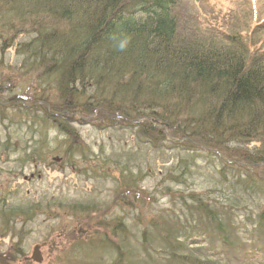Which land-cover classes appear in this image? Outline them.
<instances>
[{"label":"trees","instance_id":"obj_1","mask_svg":"<svg viewBox=\"0 0 264 264\" xmlns=\"http://www.w3.org/2000/svg\"><path fill=\"white\" fill-rule=\"evenodd\" d=\"M194 1L0 0V43L14 46L23 56L18 67L39 78L23 94L0 82V96L7 98L0 97L1 122L30 120L38 133L53 128L68 138V125L97 114L140 125L145 134L189 137L188 144L198 141L207 150L243 145L239 159L217 154L219 177L210 190L189 191L183 216L160 212L161 224L148 223L159 225L157 232L140 236L121 218L113 225L101 221L88 245L101 255L93 264H254L264 254V56L247 61L245 54L227 51L241 42L233 34L228 41L217 36L226 44L200 39L184 45L179 25L187 20L177 9L192 8ZM191 20L202 27L198 15ZM124 105L137 114L125 116L118 108ZM19 159L26 162V156ZM0 196V234L20 218L46 213L40 202L22 206ZM74 206L75 212L98 214L93 206ZM148 236L158 244V256L148 251ZM120 248L129 252L128 262L113 261ZM130 252L141 253L139 261Z\"/></svg>","mask_w":264,"mask_h":264},{"label":"rangeland","instance_id":"obj_2","mask_svg":"<svg viewBox=\"0 0 264 264\" xmlns=\"http://www.w3.org/2000/svg\"><path fill=\"white\" fill-rule=\"evenodd\" d=\"M194 3L192 8L177 9L187 20L179 25V39L184 45L200 39L203 43L226 44L219 39L228 41L225 37L233 34L240 36L241 42L227 51L243 53L247 61L264 56V0ZM194 11L201 28L191 20V16H196ZM25 32L23 35L28 37ZM19 35L23 36L20 32ZM22 61L23 56L14 46L0 43V82L21 94L39 81L33 71L18 67ZM5 96L0 97L7 99ZM118 108L127 117L137 114L127 105ZM118 119L107 122L97 114L83 117L68 125L73 129L68 138L53 128L38 133L37 124L30 120L0 121V195H6L7 202L22 206L40 202L46 210L30 221L20 218L8 234H0V264H93L101 255H95L94 248L88 249V245L93 240L92 231L99 230L101 221H112L113 225L121 218L133 234L140 236L146 231H156L159 225L149 227L148 223L154 219L161 224L164 220L160 212L183 216L184 200L191 189L210 190L209 186L219 177L217 154L239 159L238 152L243 149L242 144L231 142L229 148L210 145L213 148L207 150L194 139L196 145L188 144L189 137L174 140L171 134L150 131L145 134L140 125ZM252 148L253 145L249 149ZM211 153L216 156L215 164H210ZM23 156H26L24 164L19 159ZM79 203L93 206L98 214L75 212L74 205ZM153 241V237L146 239L148 251L158 256L159 246ZM77 242H81L82 246L78 245L81 252H77ZM36 245L41 246L40 262L31 259ZM139 250L143 251L140 247ZM126 253L129 254L126 248L114 249L113 261L128 262ZM135 260L139 261L137 257ZM254 264H264V254Z\"/></svg>","mask_w":264,"mask_h":264},{"label":"water","instance_id":"obj_3","mask_svg":"<svg viewBox=\"0 0 264 264\" xmlns=\"http://www.w3.org/2000/svg\"><path fill=\"white\" fill-rule=\"evenodd\" d=\"M38 253H39V246H36L35 249H34V255H33L32 258H33L35 261L40 262V261H41V257H39Z\"/></svg>","mask_w":264,"mask_h":264},{"label":"clouds","instance_id":"obj_4","mask_svg":"<svg viewBox=\"0 0 264 264\" xmlns=\"http://www.w3.org/2000/svg\"><path fill=\"white\" fill-rule=\"evenodd\" d=\"M121 47H123V45H121Z\"/></svg>","mask_w":264,"mask_h":264}]
</instances>
